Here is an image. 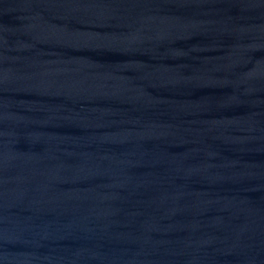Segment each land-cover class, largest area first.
<instances>
[{"label": "water", "instance_id": "1", "mask_svg": "<svg viewBox=\"0 0 264 264\" xmlns=\"http://www.w3.org/2000/svg\"><path fill=\"white\" fill-rule=\"evenodd\" d=\"M0 264H264V0H0Z\"/></svg>", "mask_w": 264, "mask_h": 264}]
</instances>
